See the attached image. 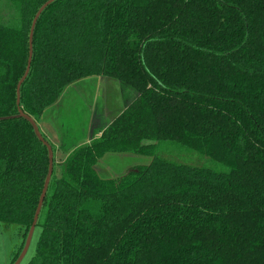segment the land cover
I'll return each mask as SVG.
<instances>
[{
	"label": "trees",
	"instance_id": "obj_1",
	"mask_svg": "<svg viewBox=\"0 0 264 264\" xmlns=\"http://www.w3.org/2000/svg\"><path fill=\"white\" fill-rule=\"evenodd\" d=\"M91 77L126 106L57 176L39 122ZM0 222L41 226L29 264H264V0H0Z\"/></svg>",
	"mask_w": 264,
	"mask_h": 264
},
{
	"label": "rangeland",
	"instance_id": "obj_2",
	"mask_svg": "<svg viewBox=\"0 0 264 264\" xmlns=\"http://www.w3.org/2000/svg\"><path fill=\"white\" fill-rule=\"evenodd\" d=\"M127 100L117 81L106 83L101 77L95 79L91 77L72 83L63 97L45 110L40 122L45 127H52L57 133L56 138L50 135L51 140L55 142L52 158L57 176L60 174L59 164L68 157L59 150L60 148L58 149L57 144L60 142V145L66 148L64 150L69 151L75 142L85 143L87 134L90 133L92 137L91 131L96 133L90 142L99 138L101 132L98 133L96 130L110 121L106 110L114 114L118 109L124 108ZM158 154L177 162L196 164L205 162L198 153L186 152L181 147L161 148ZM151 157L149 154L141 155L134 152H112L98 161L96 170L103 177H116L134 166L150 163ZM22 230L19 225L0 222V264H29L35 254L41 226L30 229L26 235Z\"/></svg>",
	"mask_w": 264,
	"mask_h": 264
},
{
	"label": "crops",
	"instance_id": "obj_3",
	"mask_svg": "<svg viewBox=\"0 0 264 264\" xmlns=\"http://www.w3.org/2000/svg\"><path fill=\"white\" fill-rule=\"evenodd\" d=\"M99 78V77H98ZM102 79H104L105 80V82L106 83H108V80H106L105 78H103V77H101ZM126 105H124V107H125ZM106 115H108V112H107V110H106ZM41 122H39V127H40V129H41V131L47 136V138L51 141V143L52 144H55V142H54V140H51V138H50V135H52V136H54V138H56V136L55 135H57V133L54 131V129L52 128V127H45L44 126V124L43 123H41ZM98 133L100 132L99 130H96ZM81 132V131H80ZM91 132H93L92 133V137H90V133L89 134H87V138H86V141H85V143H77V142H75V144H74V146H73V148L71 149V150H69V151H67V150H64V149H66L64 146H61L60 145V142H59V144H57V147H58V149L62 152V153H64V154H66L67 156L76 148V147H78V146H80V145H82V144H87V143H89L90 142V139H93V137H95L93 134L94 133H96V132H94V131H91ZM97 133V134H98ZM86 137V136H85ZM53 138V139H54ZM59 145V146H58ZM67 147H69V146H67Z\"/></svg>",
	"mask_w": 264,
	"mask_h": 264
},
{
	"label": "water",
	"instance_id": "obj_4",
	"mask_svg": "<svg viewBox=\"0 0 264 264\" xmlns=\"http://www.w3.org/2000/svg\"><path fill=\"white\" fill-rule=\"evenodd\" d=\"M31 58V57H30ZM29 67H30V63H29V65H28V70H29ZM52 160H53V158H52ZM50 176H51V173H50ZM34 227H32L31 229H33Z\"/></svg>",
	"mask_w": 264,
	"mask_h": 264
}]
</instances>
